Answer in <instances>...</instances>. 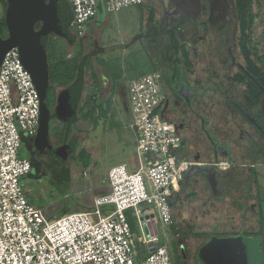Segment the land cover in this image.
I'll return each instance as SVG.
<instances>
[{
	"label": "built area",
	"instance_id": "obj_1",
	"mask_svg": "<svg viewBox=\"0 0 264 264\" xmlns=\"http://www.w3.org/2000/svg\"><path fill=\"white\" fill-rule=\"evenodd\" d=\"M67 1L73 14L70 30L82 38L86 25L98 16V0ZM102 2L105 13L111 14L141 6L144 0ZM128 92L131 127L138 134L139 170L113 167L111 192L95 199L94 210L51 221L29 200L22 184L32 171L31 160L20 156L23 136L34 138L39 133L40 95L19 50L5 54L0 67V264H172L156 232L140 237L145 249H137L136 257L138 239L127 212L134 210L143 225L141 206L153 205L162 227H170V202L192 164L175 154L180 137L175 125L162 116L159 75L130 82Z\"/></svg>",
	"mask_w": 264,
	"mask_h": 264
},
{
	"label": "flooded vegetation",
	"instance_id": "obj_2",
	"mask_svg": "<svg viewBox=\"0 0 264 264\" xmlns=\"http://www.w3.org/2000/svg\"><path fill=\"white\" fill-rule=\"evenodd\" d=\"M228 2L229 5L223 2L214 5V1L210 6L209 0H203L196 20L187 16L173 18L168 26L160 0H144L142 6L149 7V21L159 25L148 36L155 39L165 34L168 45L163 49L151 47L148 52L157 71L155 73L159 75L164 97L162 116L175 125L180 137L179 149L184 148L187 141L202 142L206 139L213 148L214 157L250 163L246 170L252 171L255 178L246 193V213L253 220L254 229L232 237L243 235L257 239L264 253V179L260 177L264 175V51L259 52L253 37L249 46L242 45L243 30L236 2ZM40 27L41 23H38L36 29ZM171 34L177 37L181 50L172 47ZM73 36L74 43L69 47L85 51L93 34L86 31L82 38ZM50 39L61 41L55 34L49 35L48 44ZM121 86L118 104L122 106L123 113H130L128 90ZM56 120H51V123ZM74 140L78 137L71 134L66 143L71 144ZM75 147L71 156L78 150ZM189 147L187 145V149ZM32 156L31 172H35L39 162L34 157L36 155ZM190 163L186 180L179 182V196L170 202L172 214L174 202L180 201V194L189 185L194 189L208 185L206 182L197 183L195 177L188 178L191 167L201 166L196 162ZM190 227L191 224L176 223L173 216L172 225L166 229L167 237L162 242L168 249L172 264H204L199 259L198 242L193 240Z\"/></svg>",
	"mask_w": 264,
	"mask_h": 264
},
{
	"label": "crops",
	"instance_id": "obj_3",
	"mask_svg": "<svg viewBox=\"0 0 264 264\" xmlns=\"http://www.w3.org/2000/svg\"><path fill=\"white\" fill-rule=\"evenodd\" d=\"M1 6V5H0ZM141 10V29L140 32L134 37L130 44H126L122 51H125L128 47L131 50L135 47L136 50L130 53L131 62L127 65V73H116L110 62H104L103 56L107 53L105 49H103L99 43L96 41L94 43V48L90 51L83 54H88L89 56L96 52L98 55L96 57H92L90 70L86 71V78L84 84V90L81 99V105L86 98H90L93 96L96 101L95 105L90 108V110L96 111V117L98 122L93 124L89 121H79L80 122H89L91 125L97 127L101 122L109 125L110 128L114 127L111 125L109 121L111 117H118V120H121L122 123L126 124L129 129H131L136 136V144L138 143V134L134 128L131 127L132 123V114L123 113V108L119 105L118 101H120L121 94V85L126 86L127 90L129 87V83L135 80H138L142 77H145L149 74L157 72L154 68V64L151 59V55L148 52V49L151 47H167L166 43V35L157 36L155 39L148 36V33L154 28H157L159 25L154 21H149V7L147 5L137 6ZM157 22V21H156ZM96 23V22H95ZM1 34V33H0ZM1 36V35H0ZM146 36L148 38L146 39ZM5 39L4 37H2ZM68 43V42H67ZM69 43L60 45L61 48L59 50H69ZM134 46V47H133ZM163 59V58H162ZM161 61L164 63V59ZM63 88V87H59ZM64 90V88H63ZM62 90L59 92L61 93ZM57 92V95L59 94ZM129 98V92H128ZM129 102V100H128ZM109 104L108 113L106 116L100 114L99 106L101 104ZM80 105V107H81ZM105 110L107 107L105 106ZM123 110V111H122ZM131 111V110H130ZM119 112V116L118 113ZM58 122V123H55ZM55 122L50 123L49 127V143L52 147L50 150V146L44 147V135L42 133H38V135L34 138H29L27 136H23L22 147L23 144L27 146L29 152L31 154L30 158H33L32 155L39 162V167H41L46 160L55 161V157L53 155V150L61 147L63 143V135L66 129V124L56 120ZM114 122H116L114 120ZM121 123V122H116ZM78 124H76V131L79 132ZM75 132V131H74ZM73 132V133H74ZM73 135V134H72ZM76 134H74L75 136ZM186 139V137H184ZM183 138V139H184ZM190 145L189 149H187V145L185 144L184 148L178 149L175 151L176 156L179 160L196 162L200 165H209L212 166L214 159L212 152L213 148L209 141L206 139H202V142L197 141H187ZM21 147V150H22ZM47 151V152H46ZM88 151V150H82ZM81 151V152H82ZM46 152V154H45ZM197 154H201L198 156ZM136 155H137V147H136ZM22 157V156H21ZM91 157V156H90ZM138 157V155H137ZM24 158V157H23ZM149 158V156H147ZM47 161V162H48ZM139 168H140V160ZM218 162L225 164L222 169L218 170L219 177V190L221 194H216L214 196L213 191L209 187V185L204 184L200 189H194L192 185L188 186L185 192L180 194V201L177 203L174 202L173 208V216L176 219V223H181L184 226H188L191 224L190 231L193 240L198 242V251H199V259L206 264V255L211 251V241L214 239L216 241H221L225 239L231 238L235 234L240 233H248L254 229L253 220L247 215L246 208L248 206L246 200V193L252 187L253 180L255 178V174L252 171H248V166H250L249 162H238L231 161L230 159L218 158ZM83 168L86 170L83 176L90 177L91 172V158L87 167L83 163H81ZM126 166L127 170L131 173H135L136 170L134 167H128L127 164H119ZM116 165V166H119ZM115 165L110 167L106 177L100 179L102 181V188H99L101 195H95L94 201L96 198H100L110 194L111 186L109 180V172ZM39 171V168L37 169ZM187 171V170H186ZM186 171L181 176V183L186 180ZM36 172V171H35ZM87 178V179H88ZM94 178H91L89 181H92ZM99 181V180H98ZM86 183V182H85ZM89 185V183H87ZM247 190V192H246ZM177 193L173 197V201L177 197ZM179 196V195H178ZM234 199V200H233ZM93 201V205H94ZM143 218H150L148 224V229L151 234L156 232V226L154 221L151 219L152 216H155V220L158 225H161L160 220L158 218L157 210L153 205L143 204L141 206ZM93 209H88L84 212H91ZM128 220L130 218L131 227L134 232L135 238L138 239V243L136 245L137 249L139 248V252H142L143 248L140 245V237L144 235L143 225L140 224L139 219L135 215L134 210H129L127 212ZM129 222V223H130ZM206 260V261H205Z\"/></svg>",
	"mask_w": 264,
	"mask_h": 264
},
{
	"label": "rangeland",
	"instance_id": "obj_4",
	"mask_svg": "<svg viewBox=\"0 0 264 264\" xmlns=\"http://www.w3.org/2000/svg\"><path fill=\"white\" fill-rule=\"evenodd\" d=\"M254 14L256 15L255 25L253 28V39L258 46L259 52L264 51V0H256L253 3ZM4 7L0 6V18L4 16ZM141 10L139 7H131L121 11L104 14L96 20L90 21L85 30L93 34L87 41L84 53L94 48L96 41L106 50V54L102 57L104 62H110L113 70L116 73L126 74L127 65L131 62L130 53L132 50L128 47L125 51L126 44H130L134 37L141 29ZM96 22V24H95ZM58 37V36H57ZM57 41L50 39L48 54L51 59L55 52L51 45L56 44L59 48L64 44V39L60 38ZM52 48V49H51ZM68 48L64 52L68 58L77 55L78 48ZM61 52V50H59ZM58 51V52H59ZM59 52V53H60ZM63 88H57L56 92H60ZM90 107L92 105H89ZM81 108V107H79ZM79 116V114H78ZM55 118L52 119V121ZM111 127L104 123H100L97 127L89 122H80L78 124L79 132L73 133L78 137L77 152L70 155L69 159L73 161L69 163V169L65 170L63 166L53 167L48 160L39 167V171L32 172L29 176L23 178L22 184L27 191L29 200L42 210L45 217L51 221L62 218L66 215L78 212H84L88 209L94 210V196L101 195L99 188H102V181L106 177L110 167L119 164H127L129 169L134 167L139 169V161L136 155V136L128 126L118 120V117H111ZM117 122L121 123H116ZM58 123V122H55ZM49 145V141L44 143V147ZM88 150L87 153L91 156V172L90 177L83 176L86 171L82 166V162L74 157L80 156L82 150ZM20 156L30 159V152L26 145L23 144ZM65 170V171H63ZM88 178V179H87ZM94 178L92 181H89ZM99 180V181H98ZM86 182V183H85ZM89 183V185H87ZM159 236L162 241L167 237L166 229L162 225H158ZM145 249L144 246H142ZM138 250H140L138 248ZM138 250L136 248L135 255L137 257ZM216 255L212 251L207 254L206 260L209 262ZM205 260V261H206ZM207 262V263H208Z\"/></svg>",
	"mask_w": 264,
	"mask_h": 264
},
{
	"label": "water",
	"instance_id": "obj_5",
	"mask_svg": "<svg viewBox=\"0 0 264 264\" xmlns=\"http://www.w3.org/2000/svg\"><path fill=\"white\" fill-rule=\"evenodd\" d=\"M203 0H160L164 20L171 25L173 18H183L187 16L190 20H196L198 13L202 9ZM225 3L228 0H209L210 6ZM7 10L5 21L7 26V37L0 36V67L5 54L17 48L20 52L22 63L31 75L41 100V119L39 132L44 135V139L49 141V127L53 118L66 124V133L69 132L72 123L77 119L82 94L85 84L86 58L81 61L79 75L76 82L62 90L57 99L55 110L52 111L47 105V94L50 86V68L48 58V37L50 34L63 38L67 42L74 41V36L70 30V23L73 17L72 9L67 0H6ZM98 17L105 14L102 0H98ZM41 23L40 29L36 25ZM67 138V137H66ZM56 149V156L61 160L68 161L70 154L74 151V140L71 144L66 143ZM49 146L51 147L50 143ZM52 148V147H51ZM212 166L197 165L189 169L188 178H194L197 183L206 182L211 190L216 194H221L218 189V170L225 164L219 163L218 158ZM199 161H196V164ZM260 177L264 179V175ZM264 207V206H263ZM143 218V232L149 236L147 220ZM156 226V234H159L158 224L155 216L151 218ZM212 253L216 255L206 264H264V253L259 247V240L246 236L231 237L229 239L211 241Z\"/></svg>",
	"mask_w": 264,
	"mask_h": 264
},
{
	"label": "trees",
	"instance_id": "obj_6",
	"mask_svg": "<svg viewBox=\"0 0 264 264\" xmlns=\"http://www.w3.org/2000/svg\"><path fill=\"white\" fill-rule=\"evenodd\" d=\"M256 0H235L236 2V9L238 12V18L240 22V27L243 30L242 35V45L243 46H249L252 43V35H253V28L255 25L256 15L254 14L253 10V3ZM0 5L4 7V16L3 18H0V35L1 37L7 36V26L5 21V13L7 10V2L6 0H0ZM170 38L172 39V47L175 50H181L182 47L179 44L177 37L174 34H171ZM74 43V41L69 42V44ZM50 44H48V47ZM53 48L52 52H55L54 54L50 55L51 59L48 54L49 58V68H50V86L48 89L47 94V105L51 111L54 112L55 106L57 104V99L61 93L57 95V88L63 87L66 89L67 87L73 85L76 80L78 79L79 75V68L81 61L86 58V66H85V78H86V71L90 70L89 67L91 66L92 57H96L98 54L94 52L93 54L89 56H83V52L79 50L78 54L73 56L72 58H68L67 53L63 50L59 53L58 48L55 43L51 45ZM51 48V49H52ZM96 101L94 100L93 96L90 98H86V100L83 101V104L81 105V108H79L77 113V119L74 123H72L70 130L68 133H66V129L63 135V140H68L73 134L74 131H76V124H78L79 121H89L93 124H96L98 122V119L96 115V111L90 110L92 106H94ZM89 105H92L91 107ZM105 106L107 107V110H105ZM109 104H101L99 106L100 114L103 116H106L108 113ZM79 114V116H78ZM67 137V138H66ZM46 143L47 140H44ZM64 142V141H63ZM76 148V147H75ZM52 148H50L51 150ZM53 155L55 157V161L49 160L48 162L53 167H61L63 166L65 170L69 169V163L73 161V158L69 159L68 161H63L61 158L56 156V150L54 149ZM75 160L79 159L85 167L88 166L90 162V156L87 153V151H82L80 156L74 157ZM63 170V171H65ZM32 173V172H31ZM104 210H108V207ZM130 222V218L128 220ZM131 224V222H130ZM132 225V224H131ZM132 228V227H131ZM169 228V227H168ZM167 229V228H164Z\"/></svg>",
	"mask_w": 264,
	"mask_h": 264
}]
</instances>
